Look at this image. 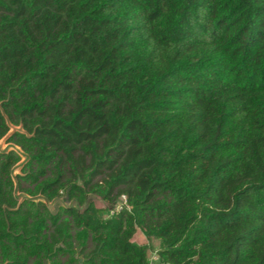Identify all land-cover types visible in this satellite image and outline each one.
<instances>
[{"label":"trees","instance_id":"1","mask_svg":"<svg viewBox=\"0 0 264 264\" xmlns=\"http://www.w3.org/2000/svg\"><path fill=\"white\" fill-rule=\"evenodd\" d=\"M3 140L0 264H264V0H0Z\"/></svg>","mask_w":264,"mask_h":264},{"label":"rangeland","instance_id":"2","mask_svg":"<svg viewBox=\"0 0 264 264\" xmlns=\"http://www.w3.org/2000/svg\"><path fill=\"white\" fill-rule=\"evenodd\" d=\"M7 147L6 142L3 140L0 142V149H5ZM19 173V168L15 169L14 175ZM89 202H92L96 207L98 208H107V204L98 196L91 195L89 197ZM50 211L52 213H55L59 207L66 206L67 203L61 198L52 202L47 203ZM77 206V204H74ZM80 210L82 207H78ZM113 210H110L107 216H109ZM135 244L137 245H146L147 246V259L149 260L154 253H159L160 251V241L155 238H147L144 234V232L141 229L137 230V233L135 234L133 240Z\"/></svg>","mask_w":264,"mask_h":264},{"label":"built area","instance_id":"3","mask_svg":"<svg viewBox=\"0 0 264 264\" xmlns=\"http://www.w3.org/2000/svg\"><path fill=\"white\" fill-rule=\"evenodd\" d=\"M127 207V200L125 196H121L120 202L117 204L115 208V212L120 211L123 207ZM112 212L111 214H113ZM148 264H170V263H162L159 257V253H154L152 254L151 258L148 260Z\"/></svg>","mask_w":264,"mask_h":264},{"label":"water","instance_id":"4","mask_svg":"<svg viewBox=\"0 0 264 264\" xmlns=\"http://www.w3.org/2000/svg\"><path fill=\"white\" fill-rule=\"evenodd\" d=\"M0 150H2V149H0Z\"/></svg>","mask_w":264,"mask_h":264}]
</instances>
